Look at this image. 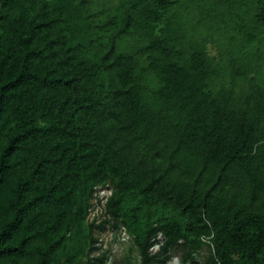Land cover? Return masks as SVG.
<instances>
[{
  "label": "trees",
  "instance_id": "trees-1",
  "mask_svg": "<svg viewBox=\"0 0 264 264\" xmlns=\"http://www.w3.org/2000/svg\"><path fill=\"white\" fill-rule=\"evenodd\" d=\"M118 1L0 0V264H89L110 184L138 264H264V66L185 31L235 1Z\"/></svg>",
  "mask_w": 264,
  "mask_h": 264
},
{
  "label": "rangeland",
  "instance_id": "rangeland-1",
  "mask_svg": "<svg viewBox=\"0 0 264 264\" xmlns=\"http://www.w3.org/2000/svg\"><path fill=\"white\" fill-rule=\"evenodd\" d=\"M234 1L233 13L229 14L227 9L223 7L220 9L224 12L223 19L226 21L225 24H223L224 21L222 19L218 22L220 18L211 17L210 20L212 21H203V25L197 26V24H194L191 21V16H189L187 17V21L190 22L188 25H185V31L191 36L196 34L197 38L206 46L208 54L217 59L218 57H221L220 59L225 63L230 60H237V62L245 63H257V67L254 68V74H256L259 72V69L264 66V47L250 46L239 48L237 47L238 40L236 39H241L249 33L255 34L256 32L260 35L261 29L254 25L251 18L252 13L254 12L251 1ZM118 2V0H97L96 5H98V3L100 5L104 4L106 8L110 7L112 9V7L118 4ZM215 2L216 0L211 1V3ZM182 6L184 9L186 8L187 2L185 0L182 1ZM203 14H206V12L203 11ZM221 29H225L222 34ZM216 34L226 36L228 42L225 43L222 39H217L218 36ZM127 40L132 46H137L140 43L138 34L130 35ZM231 41L235 42V48H233ZM226 47H228V52L227 50L226 52H223ZM221 52H223L222 56H220ZM250 75H253V71ZM111 187V184L105 187L99 185L96 191L97 197L92 200L93 206L88 219L89 221H95L96 227L93 230V237L97 239V241L93 243V248L89 254L83 255V261H86L89 256L91 258L89 264H138L140 254L133 236L126 230V228L120 223H117V226H115L114 221L107 222L104 226H101L102 221L109 218L105 205L108 196L111 194ZM159 237L160 240L163 241L162 236L159 235ZM87 248L89 249L90 245H87L86 249ZM158 248L159 246L155 245L152 249L153 252L157 251ZM205 255L206 251L204 250L202 251L200 259H203ZM167 264H181V262L178 257H174Z\"/></svg>",
  "mask_w": 264,
  "mask_h": 264
}]
</instances>
